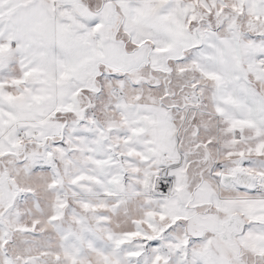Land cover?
<instances>
[{"label":"snow or ice","instance_id":"6c2138e0","mask_svg":"<svg viewBox=\"0 0 264 264\" xmlns=\"http://www.w3.org/2000/svg\"><path fill=\"white\" fill-rule=\"evenodd\" d=\"M0 264H264V0H0Z\"/></svg>","mask_w":264,"mask_h":264}]
</instances>
